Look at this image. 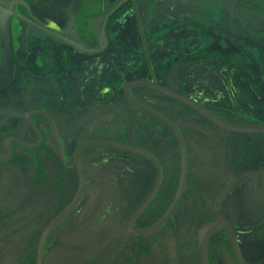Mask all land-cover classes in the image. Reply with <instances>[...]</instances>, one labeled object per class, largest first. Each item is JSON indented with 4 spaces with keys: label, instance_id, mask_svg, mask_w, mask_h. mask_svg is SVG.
<instances>
[{
    "label": "flooded vegetation",
    "instance_id": "flooded-vegetation-1",
    "mask_svg": "<svg viewBox=\"0 0 264 264\" xmlns=\"http://www.w3.org/2000/svg\"><path fill=\"white\" fill-rule=\"evenodd\" d=\"M0 264H264V0H0Z\"/></svg>",
    "mask_w": 264,
    "mask_h": 264
}]
</instances>
